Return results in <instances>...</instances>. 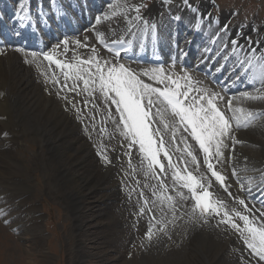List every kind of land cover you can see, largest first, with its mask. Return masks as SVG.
<instances>
[{
    "label": "bare ground",
    "instance_id": "bare-ground-1",
    "mask_svg": "<svg viewBox=\"0 0 264 264\" xmlns=\"http://www.w3.org/2000/svg\"><path fill=\"white\" fill-rule=\"evenodd\" d=\"M44 1L18 0L17 7H13V0H0V38L5 43L4 48L0 49V152L3 154L0 160L5 165L0 175L4 185L0 189V215L18 230L29 223V220L24 218V215L28 214L26 209L36 211V205H28L30 197L28 177L22 160L16 155L15 147L24 135H29L35 141L40 137L45 142L47 151H50L49 155L42 158V161L45 159L43 164L48 165L47 169L52 168L51 177L61 183L56 190L57 194L64 201L67 200L70 211L77 214L84 229L92 228L99 233L95 247L98 248L101 264H168L161 259V255L152 257L151 253L148 254L149 250H152V245L155 246L156 238L167 242L165 250H170L173 255L178 252L181 254L180 263L186 260L184 257L189 255L193 247L198 255L208 254V264H232L230 260H235L238 255L235 254V246L232 248L230 244L231 234H226L225 242L217 250H212L211 244L199 245L195 238L191 240V234L186 235L175 230V222L168 225L169 236L157 232L151 235V239L147 238L145 245L140 243L138 246L132 245L129 249L130 253L127 252V241L131 238L127 231L136 224L135 220L140 216L141 209L133 208L126 198L137 197L143 191L149 193L159 184L153 176L147 175L148 182L146 184L145 181L142 182L144 187L137 185L140 177L128 170L134 156L125 154L130 152H128L129 148L125 147L123 139H116L105 146V149L103 148L111 163L104 162L101 157L94 159L96 150L93 152L94 146L89 142V138L92 136L91 128L96 121L94 122L92 117L88 122L80 121L84 116L76 108L86 99L82 101L81 94L77 95L76 92L68 89L65 96H58L57 92H53L52 80H48L44 73L46 70L43 72L40 65L44 64L52 76L55 72L60 84L65 81L58 69L53 65L49 67V62L43 59L41 54L43 50L40 48L53 50L60 45L56 55L62 61H71L76 55V53L74 55V45L70 42L69 46L67 45L69 51L65 53L61 41L69 42L72 38H68L67 35L78 31L79 27L80 30L86 28L85 17H87L88 20H92L88 26L92 25L89 31L94 39L90 42L91 46L87 44V47H82L87 55L86 58L93 54L92 49L95 48L101 60H114L116 63L124 64L145 83L155 85L156 83L149 79L153 75L152 70L163 69V73L181 78V84L184 83L183 76L191 77V87L199 89L200 93L211 92L218 94L219 97L225 94L226 115L229 118L233 116L238 118L232 121L236 144L231 139L225 141L227 147L222 149L224 157L221 166L214 161L216 167L219 166V169L226 174L227 193L237 196L238 189L240 194L238 192L237 194L243 200L251 198L250 205L256 213H261L264 211V98L245 99L243 94L264 97V48L261 49V46H264V22L249 28L248 35L249 29L246 27H235L229 23L231 14L229 9L220 11L219 17L212 13L209 8L211 0H188V5H185L184 0H168L167 3L164 0H154L146 13L144 11L137 13L128 7L142 4V0H51L54 3L52 10L58 15L55 20L49 16ZM67 8H74L77 13H71L66 10ZM127 8L130 9L129 12ZM108 11L123 12L104 20ZM17 13L26 16L27 19L21 21ZM137 15L141 18L136 19ZM153 25H155V35L152 30ZM224 25H227L226 30L222 29ZM258 33L263 35H256ZM58 36L63 39L50 47L52 39ZM125 38L133 43L130 55L136 56L142 53L150 59L162 58L165 59V64L159 68L148 63L139 64L134 59L125 60L122 57L117 59L99 45L100 40L118 41ZM229 38L231 41L238 40V46L234 48ZM15 44H20V47L23 44L33 45L40 65L30 63V55H21L23 50L20 47L19 49L11 47ZM36 44L37 48H35ZM254 47L255 51L258 50L255 54L249 50ZM6 48L9 49L4 50ZM182 61L185 62L184 68L180 67ZM241 64L244 66L241 67ZM145 71L148 72L147 76L143 75ZM212 79L218 82L220 88L211 83ZM80 86L82 88V85ZM156 86L162 87L157 84ZM230 100L233 110L243 109L244 113H252L247 122L242 113L228 110L226 103ZM160 106L171 114L173 120H176L166 105ZM237 123L240 125L239 128L236 127ZM253 123L259 131L252 126ZM159 124L156 123L153 127ZM17 127L19 130H16ZM181 130L179 132L187 138L186 143L192 145L194 153H198L201 175L210 176L203 164V154L199 152L189 134ZM245 142H254L258 147L254 150L247 145L245 147L243 146ZM175 154L180 156L181 151L176 149ZM160 158L167 167L168 162L163 158V154ZM80 159H83L85 164ZM176 160L172 161L173 165H179L177 170L182 169L184 165L179 163L180 160ZM192 166L189 162V170L193 168ZM232 172L237 175L236 181L233 180ZM212 184L213 200L218 199L223 202L226 191L222 190L213 178ZM180 191L190 195L186 189ZM184 202L189 205L188 210L190 209L191 213L188 230H192L191 233L201 231L200 228L208 223L207 219L210 215L206 220L203 218L196 220L192 218V201L188 199ZM23 205L26 209L22 207ZM118 207L120 208L116 210ZM196 215L198 216L199 212ZM31 218V220L36 219L35 216ZM30 224L34 226L36 221ZM124 225H127L126 229H123ZM141 229L138 227L137 231ZM33 232L36 237L41 236L38 228L34 227ZM77 245L81 249L84 247L80 240L77 241Z\"/></svg>",
    "mask_w": 264,
    "mask_h": 264
},
{
    "label": "rangeland",
    "instance_id": "rangeland-1",
    "mask_svg": "<svg viewBox=\"0 0 264 264\" xmlns=\"http://www.w3.org/2000/svg\"><path fill=\"white\" fill-rule=\"evenodd\" d=\"M211 1L212 2L210 4L209 8L213 13H215L217 15V17L220 16V11H222L224 9H229V12H231V14L229 16L228 21H229V23L231 22L230 24H232V26H235V27H237V26L242 27L243 26V27H246L247 29H249L259 22H262V21L264 22V0H211ZM215 1L220 6L219 8L215 4ZM44 2L46 5V8L49 10V16L56 20L58 18V15L55 14L54 11L52 10L54 3L51 2V0H45ZM153 2H154V0H142V4L145 5V7H142L140 9V11L141 12L144 11V13H146L147 9H149L148 7ZM16 5H18V0H13V7H15ZM127 9H128L127 11L129 12L130 9L129 8H127ZM66 10H68L74 14L77 13L76 10H74V8H67ZM127 11H126V14H128ZM122 12L123 11H115V12L112 11V13H109V11H108L104 20L107 19L108 17L114 16V15H120L119 13H122ZM96 15L97 14H95V16ZM85 18H86L85 24L87 23V27L83 28L81 30H80L81 27H79L78 31H73L71 35H68L69 38H72L68 42V46H69L70 42L73 43L74 48H75L74 55L76 53V55L83 56L86 58L87 55L85 53V50H83L82 47H80V46L77 47V45H76V41H80L81 44L86 43L89 46H91L90 42L94 39L91 32L89 31V29L92 25L88 26L90 24V21H92V20H88L87 17H85ZM234 23H235V25H234ZM225 26L227 27V25H225ZM225 26H223V30L226 29ZM249 31H250V29L247 31L248 35L250 33ZM255 32H257V31H255ZM259 34L263 35L261 33H258L256 35L260 36ZM61 39H63V38H61L59 36L53 38L51 41L50 47L59 43V41ZM230 39L231 38H229V40ZM53 43H54V45H53ZM11 47L12 48L15 47L16 49H19L20 44H15V45H12ZM2 48H4V43H3V45L0 46V49H2ZM256 48H258V47L256 46ZM262 48H264V46H261V49ZM8 49L6 48L4 50H8ZM21 49L23 50V51L21 50L23 53L20 52L21 55L24 54L25 56L26 55L31 56L30 58L32 60L29 59L30 63L36 64V65L38 64L37 66L40 65L38 60H37L38 54H36V56L33 57L32 54L34 53V51H30V49H27V45ZM46 49L49 50L48 48H46ZM249 50L254 54L257 53V51H258V50L255 51V47L253 49L249 48ZM175 65H178V64L175 63ZM255 66L256 65H254V68H255ZM39 67H41L43 72L46 70L44 72L45 75L47 76L48 80H52L53 92L54 91H55L54 93L57 92L56 94H58V96L59 95L60 96L67 95L66 89L61 90V87L59 86V84L56 85V83L53 82V76H52V73L50 72V70L48 68H46V66L44 64H43V66L40 65ZM0 79H1V77H0ZM67 83H69L70 85L69 84L68 85H69V87H71L72 81H67ZM78 83H80V85H82L81 84L82 82H78ZM211 83L213 85L217 86L218 88H220L215 81L211 80ZM193 89H195V88H193ZM201 92H203V90ZM97 93H96V97L94 99L91 97H88L86 94L82 93L81 94L82 97L80 95L81 100L84 101L85 99L88 98V99L92 100V103H88L86 108L84 106L85 105L84 102H82V104H80L79 106L76 107L80 111V113H82V115L85 117V118L83 117V120L80 119V121L85 123L91 119L93 120V117H95V120H93V121L94 122L96 121L95 123L97 125L95 124V126H96L95 130H93V128H91L92 129V131H91L92 136L89 138V142L90 143L92 142L91 144H92V146H94L93 152L96 150L94 152V156H95L94 159H96V160H97V158L100 157L98 155V152L104 151V149L107 147V145L116 139H123L125 141V144H126L125 147L128 148L127 141L125 140V138L121 134H118V133H120V131L117 130V124L114 122V120H118V118H119L118 113H116V111H115V106L111 105L110 101L105 103L104 98L100 94H97ZM192 95H197V92L193 91ZM224 95H221L220 97H222V99L217 101L218 106L223 111L225 110L224 109V105H225L224 102L226 101V98L224 97ZM99 97H101V98H99ZM16 98H17V96H16ZM93 104H97L99 107L94 108ZM103 107H104V110H102ZM160 107L163 110V117L166 116L165 120H167L170 124L172 122H174L175 119L173 120V117L171 116V114L168 111H166L162 106H160ZM105 108L110 110L114 119L108 118V114H107V111L105 110ZM153 111H155V109H153ZM85 113H87V115ZM89 118H91V119H89ZM102 121H103V123H102ZM232 121H234V120L232 119ZM232 121H231V123L233 124ZM251 122H253V121H251ZM156 123L159 124L160 122H156ZM252 126H254V128H256V130L259 131V129L256 127V125H254V123L252 124ZM159 127H161V130L163 131V125H160ZM102 128L104 129L103 132L100 131V129H102ZM237 128H239V127H237ZM16 130H19V127H17ZM249 130H251V129H249ZM256 130L253 129L254 133H256ZM170 136H171L170 131L165 133V136H164L165 140L170 141L169 140L171 138ZM180 137H181V132H178L177 140H179ZM228 140L229 139H226L225 141H228ZM253 143L254 142H248V143L245 142V143H243V146L251 147L253 150L255 148L257 149L258 144H255V143L253 144ZM44 144H45V142H43L40 139V137H38V140L35 141V139L30 137L29 135H24L20 139L19 144L15 147L16 155L18 158H20L22 160V163L25 166L26 175L28 177L27 184L30 188L29 189L30 190L29 191L30 197L28 200V205H32V204L36 205L37 209H36V211H34V210L28 211V209L24 208L25 205L22 206L24 209H26V211L28 213V214L24 215V218H27V220H29V223L24 225V228H21V229L19 228L18 230L14 229L0 215V264H101V262H100L101 258L98 256L99 255L98 248L95 247V242H96L97 238L99 237V233H98V231H95L92 228L84 229V225L82 226L77 214L70 211V208L67 204V200L64 201L63 198L57 194L56 190L59 189L61 183L59 180H54L51 177L50 172L52 171V168L50 167L51 170H50V168L47 169L48 165L43 164L45 159H43V161H42V158H44V157H46V155L50 154V151H47L46 144L45 145ZM227 144H228V142H227ZM175 146H177V145L168 144V147H169L168 150H170L169 151L170 154L172 153L171 156H172L173 162L177 161L176 159H178V161H179L180 157H181V155L178 156L177 154H175V150L177 149V147H175ZM185 146H186L185 144L181 143L178 145V148L180 150H182L185 148ZM128 152H130L129 153L130 155L132 154V156H134L133 160L131 162V165H130L131 167L128 170H129V172L131 171V173L133 175H137L138 177H140L138 179H140L141 183L139 182V183H137V185L139 184L138 186H143L142 182L145 181L144 182L145 184H146V182H148V178H146V175H144L147 171V163L148 162L146 160H143V158L139 152V145L138 144L134 145L133 148L131 150H129ZM1 155H3V154H1V152H0V156ZM41 155H43V157H40ZM176 155H177V157H176ZM185 155L186 154H184V158L187 159L191 163L190 158L187 157V155L186 156ZM197 159H198V157H197ZM80 160L85 164L83 159H80ZM1 161L2 160H0V175L3 173V171L5 169L4 168L5 165L3 164V162L1 163ZM198 161H199V159H198ZM179 163H180V161H179ZM2 164L4 166H2ZM180 164H182V163H180ZM191 165H193L192 166L193 168L190 170L193 171V174H196V175L202 174V173H200L201 172L200 169L198 171L196 170V165H194L192 163H191ZM219 165L221 166L220 163H219ZM1 169H3V170H1ZM159 171L157 168L156 169L157 174H159L161 179L162 180L164 179V181L168 185L167 191H164V190L160 189L159 186H157L156 188L158 189V191L156 188H154L149 193H145L143 191L144 199H142L140 195L137 196L138 198L137 197H134V198L127 197L126 198V201L131 202V204H132L131 206L133 208H135V209H138V208L142 209L143 208L144 209L143 212H141V210H140V216L137 218V220H135L136 224H134V227H131L127 231L128 234L131 236L130 241H127V248H126V249H128L127 252H129V249L131 248L132 245L137 244L136 246H138L139 243H140V245L141 244L145 245V242H147L148 233H149L150 228L152 231V235L156 234L157 232H160L158 230L160 228V224L157 223V221L162 216L166 215L167 219L172 220V212L169 210L168 207H166L164 204H162L161 200H160V193L162 191H164L165 195H172V196L176 197V200H177L176 213H175V215H177V216L173 220V223L174 222L176 223V224L174 223V229L175 230H179L180 233H184L186 235L191 234L190 235L191 240L195 238L194 240L197 243H200L199 245L204 244V243L211 244L212 250H217L222 245V243L225 242L226 234L227 235L231 234L230 235L231 236V243L230 244H231L232 248L235 246L234 247L235 251H236L235 254L238 256H237V258H235V260H233V261L230 260L231 262L230 261H228V262H230L232 264L233 263H236V264H264V261H260L259 257L254 255L252 253L251 249H249L246 246V244L244 243V240L241 238L239 233H236V231L231 229L228 225L222 224L219 222L220 221L219 216L210 215L209 216L210 219L209 218L207 219V221L209 220L208 223L205 224L207 226L204 225L203 227H201L200 228L201 231L191 233L192 230L191 231L188 230V228L190 226V224H189L190 220L189 219L191 217L190 209L188 210V208H190V207H188L189 205L187 203H186L187 205L185 204L184 200L180 201V199H178L179 197L175 195L176 193L171 191V189L173 187H176V185H174V183L172 181V170L169 169V171H167L166 175L164 173H160ZM141 178H143V179H141ZM155 180L159 184L157 179H155ZM170 180H171V182H170ZM3 186L4 185L2 184V181L0 179V189H2ZM154 190L156 193L155 195H153ZM237 192H238V194H240L238 189H237ZM237 192H236V195L240 197L239 199L243 200V198L240 195H238ZM225 194L226 195H225L224 201H223L225 208H227L229 210L235 208V209H239V210L243 211V206L239 205L236 202V199H234V198H238L237 196L229 195L227 193V191L225 192ZM145 199H147L149 201L147 205H145ZM244 201H246L245 204L247 205L248 209L251 210L250 212H248L246 214L253 216V217H256V218H259L260 213H258V212L256 213V210L253 209V207L250 205V203H252V199L247 198ZM156 206H157V208H156ZM119 208L120 207L116 208V210H118ZM149 209H151V211H149ZM116 210H114V212H116ZM179 214H180V216H179ZM32 216L36 217V219H33L34 221H36V224H34V226H32L30 224V223L34 222L33 220H31ZM103 216H105V214H103ZM142 222L144 224H141ZM173 223L167 224V228H169L168 225L173 224ZM141 225H143V226H141ZM126 226L127 225H124L123 229H126L127 228ZM136 226H137V228L141 227L142 229L137 231ZM34 227L38 228V232L41 233L40 237H36L35 233L33 232ZM169 233L170 232L167 231L166 236H169L170 235ZM138 238L140 240H138ZM79 240L82 241V243L84 245L83 249H81L77 245V241H79ZM137 241H138V243H137ZM155 241H157V243H155ZM155 241H154L155 246L152 245V250L151 251L149 250L148 254L150 255V253H151L150 256H152V257H156V256L161 255L162 256L161 259H163L164 262H167L168 264H204V263L208 264L207 263L208 254L198 255L193 250V247L191 249V251H193V252L190 251L189 255L184 257L186 260H184V262L180 263L179 261H181L182 258H181V254L179 252H178L179 254L177 253V254L173 255V253H171L170 250H165V248H167V244H166L167 242L166 241H163L162 239L159 240V238H156ZM153 246L155 247L154 249H153ZM163 249H164V251H163ZM166 251H169V252L166 253ZM175 262H178V263H175Z\"/></svg>",
    "mask_w": 264,
    "mask_h": 264
},
{
    "label": "snow or ice",
    "instance_id": "snow-or-ice-1",
    "mask_svg": "<svg viewBox=\"0 0 264 264\" xmlns=\"http://www.w3.org/2000/svg\"><path fill=\"white\" fill-rule=\"evenodd\" d=\"M164 2L167 3L168 0H164ZM184 3L188 5V0H184ZM128 7L139 13L140 9L145 7V5H129ZM17 16L21 21L27 19L26 16H20L19 13H17ZM140 18L137 15L136 19ZM99 19L98 17V22ZM152 30L155 35V25L152 26ZM113 43H122V41H113ZM231 43L234 48L238 46V41L236 40H232ZM76 44L80 47H87L86 43L81 44L80 41H76ZM61 45L64 47V52L67 53L69 51L67 47L68 41H61ZM59 47L60 45H57L52 52H44L42 54L43 59L49 62V67L54 64L55 68L62 73L65 81V83L60 84V80L55 76L54 72L53 82L60 84L61 90L68 89L76 92L77 95L84 93L93 99L98 92L104 98L105 103L110 101V104L115 106V111L119 116L118 120H114L117 124V130L120 131V134L127 141L129 150L138 144L143 160L148 162L146 176H153L159 182L160 189L167 191L168 185L157 174L156 169L158 168L160 173L165 175L171 169L172 181L176 185L171 191L175 192L180 200L187 201L190 199L192 201V218L196 220L203 218L206 220L208 215L219 216V222L228 225L239 233L252 253L258 256L260 261H264V211L260 213L259 218L250 216L246 213L251 210L248 209L244 200L238 198L234 199L239 205L243 206V211L235 208L229 210L225 208L222 201L213 200L210 192L213 186L212 178L225 191L228 190V185L225 183L226 177L212 161L215 160L217 164L223 162L224 153L222 149L227 147L225 144L226 139L236 142L231 121L232 119L238 120V118L235 116L229 118L225 111L218 106L217 101L221 100L222 97L215 93H200L199 89H193L191 87V77L187 75L182 77L184 83L181 84V78L163 73V69H153V75L149 77V79L153 80L157 85H162V87L145 83L139 75L124 64L116 63L114 60H101L95 48L92 49L93 54L87 58L75 55L71 61H62L56 55ZM32 55L35 57L36 53ZM119 55L120 53L117 52L116 56ZM243 66L241 64V67ZM143 75L147 76L148 72L145 71ZM67 81H72L71 87H69ZM78 82H82V88ZM193 91L198 94L192 95ZM243 96L245 99L264 98L249 96L247 93H244ZM84 103L87 106L88 103H92V100L86 99ZM161 104L166 105L167 109H170L172 115L176 118L171 124L163 119ZM228 106L229 111L242 113L246 122L252 116L251 112L244 113L243 109L233 110L231 100L228 101ZM93 107L98 108L99 106L93 104ZM106 111L108 118L114 119L110 110L106 109ZM94 119L95 117H93ZM157 120L163 125V131L159 126L153 127ZM239 126V123H237V127ZM92 127L95 130L94 124ZM180 129L187 132L191 140L198 145L199 152L203 154V164L206 166L207 173H210V176L196 175L189 170V161L184 158V154L190 158L192 164L196 165V170L198 171V153H194L192 145L186 143L187 138L183 137L182 134L180 139L177 140ZM100 131L103 132L104 129L102 128ZM169 131L171 138L170 141H166L164 136ZM181 143L186 145L182 150L178 148ZM168 144L177 145V150L181 151L180 163L184 165L182 169L177 170L179 165H173ZM125 154L128 155L129 153ZM161 154L168 161L167 168L161 162ZM98 155L104 162L111 163L104 151L98 152ZM181 188L186 189L190 195L180 191ZM164 191L160 193V200L172 212V220L167 219L165 215L157 223L160 224L158 230L167 235V224L172 223L176 218L177 200L172 195H165ZM155 194L154 191L153 195ZM140 196L144 199L143 192L140 193ZM148 202L145 199V205ZM143 211L144 209L142 208L141 212ZM197 212H199L198 216L196 215ZM151 235L152 231L150 228L149 239H151Z\"/></svg>",
    "mask_w": 264,
    "mask_h": 264
}]
</instances>
